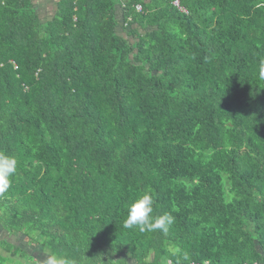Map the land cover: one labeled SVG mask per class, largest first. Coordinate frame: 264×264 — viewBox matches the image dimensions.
<instances>
[{
	"label": "trees",
	"instance_id": "1",
	"mask_svg": "<svg viewBox=\"0 0 264 264\" xmlns=\"http://www.w3.org/2000/svg\"><path fill=\"white\" fill-rule=\"evenodd\" d=\"M262 68L264 0H0L4 228L77 264H264ZM144 193L166 233L123 226Z\"/></svg>",
	"mask_w": 264,
	"mask_h": 264
},
{
	"label": "clouds",
	"instance_id": "2",
	"mask_svg": "<svg viewBox=\"0 0 264 264\" xmlns=\"http://www.w3.org/2000/svg\"><path fill=\"white\" fill-rule=\"evenodd\" d=\"M261 79H264V68L259 72ZM18 161L14 156L0 152V195L5 194L11 184V178L17 173ZM153 197L150 193H144L133 202L127 209V218L123 226L127 229H138L139 231L166 233L174 222L171 214L153 216ZM17 264V261H13ZM45 264H77L76 260H71L63 254H49Z\"/></svg>",
	"mask_w": 264,
	"mask_h": 264
},
{
	"label": "crops",
	"instance_id": "3",
	"mask_svg": "<svg viewBox=\"0 0 264 264\" xmlns=\"http://www.w3.org/2000/svg\"><path fill=\"white\" fill-rule=\"evenodd\" d=\"M38 250L25 235L11 234L7 231L0 219V264H13V261H17V264H30L28 255L37 264H45L47 255H42V252L38 255Z\"/></svg>",
	"mask_w": 264,
	"mask_h": 264
},
{
	"label": "rangeland",
	"instance_id": "4",
	"mask_svg": "<svg viewBox=\"0 0 264 264\" xmlns=\"http://www.w3.org/2000/svg\"><path fill=\"white\" fill-rule=\"evenodd\" d=\"M59 1L60 0H34L35 6L39 8L43 16V21L53 18L57 11V5ZM45 11L47 13H45Z\"/></svg>",
	"mask_w": 264,
	"mask_h": 264
},
{
	"label": "built area",
	"instance_id": "5",
	"mask_svg": "<svg viewBox=\"0 0 264 264\" xmlns=\"http://www.w3.org/2000/svg\"><path fill=\"white\" fill-rule=\"evenodd\" d=\"M175 5H178V2H175ZM140 10H141V7L138 6V11H140ZM190 264H201V263H194V262H192V263H190ZM203 264H210V263L205 262V263H203ZM244 264H262V263L252 262V263H244Z\"/></svg>",
	"mask_w": 264,
	"mask_h": 264
}]
</instances>
